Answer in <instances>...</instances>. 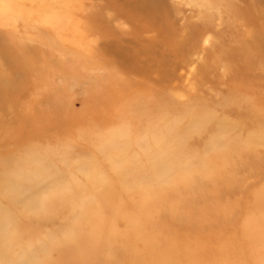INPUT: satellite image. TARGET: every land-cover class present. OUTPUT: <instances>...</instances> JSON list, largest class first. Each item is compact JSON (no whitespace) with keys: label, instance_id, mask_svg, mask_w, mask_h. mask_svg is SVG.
I'll return each instance as SVG.
<instances>
[{"label":"rangeland","instance_id":"rangeland-1","mask_svg":"<svg viewBox=\"0 0 264 264\" xmlns=\"http://www.w3.org/2000/svg\"><path fill=\"white\" fill-rule=\"evenodd\" d=\"M0 264H264V0H0Z\"/></svg>","mask_w":264,"mask_h":264}]
</instances>
